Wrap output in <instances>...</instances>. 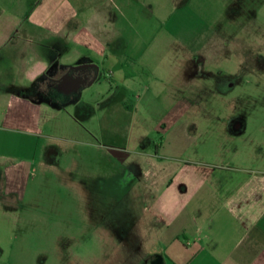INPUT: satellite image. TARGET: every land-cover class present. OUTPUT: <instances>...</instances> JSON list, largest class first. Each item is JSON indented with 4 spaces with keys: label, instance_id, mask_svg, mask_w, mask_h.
<instances>
[{
    "label": "rangeland",
    "instance_id": "374dc122",
    "mask_svg": "<svg viewBox=\"0 0 264 264\" xmlns=\"http://www.w3.org/2000/svg\"><path fill=\"white\" fill-rule=\"evenodd\" d=\"M178 3L162 17L147 11L145 28L136 22L104 49L100 0L22 5L42 26L69 13L47 41L68 45L42 52L47 67L32 85L24 73L6 84L54 110L34 135L0 129V176L31 169L11 185L18 191L0 192V264H150L162 245L141 161L165 124L190 121L183 159L264 174V0H196L193 11ZM86 65L97 69L89 84L52 85ZM114 146L131 156L116 159Z\"/></svg>",
    "mask_w": 264,
    "mask_h": 264
},
{
    "label": "crops",
    "instance_id": "0c3cea01",
    "mask_svg": "<svg viewBox=\"0 0 264 264\" xmlns=\"http://www.w3.org/2000/svg\"><path fill=\"white\" fill-rule=\"evenodd\" d=\"M74 1L99 2L60 0L61 3ZM195 1L100 0V46L111 47L118 37L124 36L127 28L134 30L138 24L139 28H145L149 24L143 21L147 11L155 12L151 16L158 17L169 14L175 11L169 10L170 2H179L177 10L193 11ZM39 2L0 0V106L3 104L9 110L7 113L6 108H0V129L29 135L38 133L42 113L50 114L54 109L36 101L34 95L9 92L6 84L10 77L14 84L22 82L24 78L19 79L22 73L26 74L29 85L37 80L47 67L42 52L67 49L66 42L57 47L47 41L48 36L61 34L70 19L66 12L56 24L52 18L47 26L30 23L31 16L26 15L27 9L22 5ZM117 9L123 10L121 18L110 14V10ZM103 16H106L105 24ZM102 34L109 37L103 38ZM19 36L26 44L17 42ZM27 51L33 52L31 57L26 56ZM191 127L190 121L165 124L158 149L142 155L143 180L149 191L153 219L160 226L156 232L162 245V252L156 253L150 264H264V174L248 172L243 167L214 166L183 159ZM111 150L122 152L124 159L131 156L123 147L114 146ZM27 172L30 174L31 169H23V176L17 171L12 179L0 176V192L18 191L11 185L15 181L25 182Z\"/></svg>",
    "mask_w": 264,
    "mask_h": 264
},
{
    "label": "flooded vegetation",
    "instance_id": "af4514ba",
    "mask_svg": "<svg viewBox=\"0 0 264 264\" xmlns=\"http://www.w3.org/2000/svg\"><path fill=\"white\" fill-rule=\"evenodd\" d=\"M195 64H193L194 66ZM195 68L197 66H194ZM194 73L196 70H193ZM97 73V69L94 66H78L76 68L65 71L57 79H53L52 85L56 88H60L62 91H68L73 88H76L79 85L89 84ZM116 159L124 160L121 156H114Z\"/></svg>",
    "mask_w": 264,
    "mask_h": 264
},
{
    "label": "water",
    "instance_id": "95a60500",
    "mask_svg": "<svg viewBox=\"0 0 264 264\" xmlns=\"http://www.w3.org/2000/svg\"><path fill=\"white\" fill-rule=\"evenodd\" d=\"M110 153L114 156H121V153L120 151H114V150H111Z\"/></svg>",
    "mask_w": 264,
    "mask_h": 264
},
{
    "label": "trees",
    "instance_id": "16d2710c",
    "mask_svg": "<svg viewBox=\"0 0 264 264\" xmlns=\"http://www.w3.org/2000/svg\"><path fill=\"white\" fill-rule=\"evenodd\" d=\"M160 257V256H159Z\"/></svg>",
    "mask_w": 264,
    "mask_h": 264
}]
</instances>
